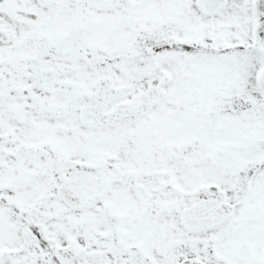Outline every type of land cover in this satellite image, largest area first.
Masks as SVG:
<instances>
[{
    "label": "snow or ice",
    "instance_id": "6c2138e0",
    "mask_svg": "<svg viewBox=\"0 0 264 264\" xmlns=\"http://www.w3.org/2000/svg\"><path fill=\"white\" fill-rule=\"evenodd\" d=\"M0 264H264V0H0Z\"/></svg>",
    "mask_w": 264,
    "mask_h": 264
}]
</instances>
